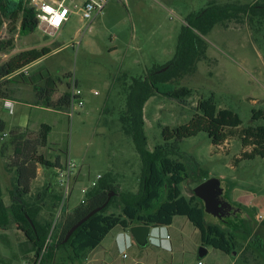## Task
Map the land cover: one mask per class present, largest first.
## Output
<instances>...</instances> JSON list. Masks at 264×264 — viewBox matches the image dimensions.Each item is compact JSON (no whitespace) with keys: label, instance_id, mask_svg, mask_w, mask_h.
<instances>
[{"label":"rangeland","instance_id":"rangeland-1","mask_svg":"<svg viewBox=\"0 0 264 264\" xmlns=\"http://www.w3.org/2000/svg\"><path fill=\"white\" fill-rule=\"evenodd\" d=\"M259 1L110 0L89 28L88 22L76 15L57 36H49L39 29L31 36L14 35V49L1 58L2 63L20 50L43 49L49 44L55 54L37 67L50 69L54 77L64 82H70L74 75L83 89L84 109L73 118L67 110L57 115L45 114L53 132L49 146L39 149V154L47 159L54 162L57 157L64 161L71 159L77 166L76 181L73 176L71 193L64 204L68 212L86 200L82 189L90 191L98 175L112 174L121 192L135 194L139 191L143 165L125 121L130 86L158 67L175 61L184 32L197 33L200 40L198 53L187 58V63H177L175 72L161 87H174V94L182 96L184 101L156 95L145 104L147 147L150 151L159 146L175 151V155L169 157L182 162L187 169L188 178L180 186L182 195L197 198L202 206L197 189L211 181L215 185L220 183L219 194L226 199L221 203L223 209L228 208V202L237 214L231 213L225 222L226 218H218L223 217L222 211L213 214L204 207L206 223L232 232L237 249L227 256L203 246L200 231L186 217L177 216L171 229L173 245L170 249L161 250L151 244L141 247L136 241L127 250L118 249L112 243L115 234L123 231L118 227L98 248L87 251L74 264H232L233 260L235 264H264V159L242 160L243 152L251 148L244 149L238 138L215 146L206 133L180 143H167L163 137L164 127L173 129L189 123L199 102L210 97H214L219 109H231L239 114L243 128L264 124L252 121L254 109L264 110V17L240 14L237 19L217 24L205 35L193 28L195 19L208 7L250 6ZM9 27L6 22L1 38L11 36ZM51 61L55 63L52 69L49 68ZM35 70H29L32 72L29 76H34ZM57 83L61 96L67 86ZM25 134L35 138L37 132ZM13 158L14 153L6 162ZM44 170L41 178H45L46 184L41 186V178L35 183L32 200L45 196L38 219L54 225L62 205L55 196L63 197V192L56 169ZM5 194L9 205V192ZM105 214L121 215L119 205H112ZM237 215L239 223L232 222ZM62 218L63 212L57 225ZM55 234L56 229L49 235V243L54 242ZM122 234L118 235V246L124 238ZM27 236L10 215V225L0 229V264H34V253H25L30 248ZM162 237L166 238L164 232ZM155 242L159 246V241ZM202 247L208 251L203 257L199 254ZM71 255L69 248L60 249L54 264H73L69 260Z\"/></svg>","mask_w":264,"mask_h":264},{"label":"trees","instance_id":"trees-1","mask_svg":"<svg viewBox=\"0 0 264 264\" xmlns=\"http://www.w3.org/2000/svg\"><path fill=\"white\" fill-rule=\"evenodd\" d=\"M264 17V0L250 6H211L199 15L193 28L202 35L209 33L217 24L237 19L240 14ZM6 22H9V38L0 37V54H8L14 49L15 34L28 36L38 29V21L32 9L27 7V0H0V35ZM197 33L186 31L182 34L177 57L167 66L158 67L145 78L137 79L130 86L127 100L128 133L132 136L135 148L140 156L143 169L140 188L137 193L121 192L115 185L112 174L108 173L98 181L86 196L84 203L77 206L72 212L63 208V218L55 227L54 242L48 243L52 222H41L44 200L38 196L32 200V186L38 175V168L42 166L57 169L61 166L60 159L55 162L39 154L40 148L48 146V137L52 131L51 126L44 124L35 138L27 134L14 131L11 134L9 145L13 148L14 158L7 163V167L16 174V183L10 192L11 204L8 206L0 194V229H6L12 220L28 234L30 248L25 250L28 255L34 253L36 264L43 255L40 264H54L60 249L69 248L72 255L71 263L82 259L87 251L98 248L104 239L116 228L121 227L128 231L134 225H147L152 228H163L173 224L177 216L186 217L189 222L200 231L203 246L212 247L226 255H231L237 249V241L232 232L222 227L206 223L204 207L197 202V198H186L182 195L180 186L187 176L186 166L175 161L169 155H175L173 149L157 147L150 151L144 127V108L147 101L156 95H163L183 102L182 96L174 94V87L162 89L163 83L175 72L177 63H187L186 60L194 53H198L199 37ZM199 47V48H198ZM51 53V49H31L24 51L8 61H0V99L12 97L10 89L13 79L21 77L22 71ZM164 72H160L163 69ZM21 73V74H20ZM38 101L46 108L63 111L70 105L71 95L67 90L57 100H54L55 90L44 86H34ZM195 115L191 121L176 128L164 127L165 142L176 141L180 143L185 139L206 133L215 146H221L230 138H238L244 149L242 160H253L257 157L264 159V124L250 125L243 128V121L239 114L231 109H219L214 97L203 99L195 108ZM253 122H264V110H253ZM3 129H0V133ZM115 195L108 205L98 214L92 216L82 224L65 242L67 233L81 219L92 210L104 205L110 193ZM59 203L62 197L55 196ZM117 204L121 215L105 213ZM58 205V203H57ZM55 207V206H54ZM28 243H25L28 245Z\"/></svg>","mask_w":264,"mask_h":264},{"label":"crops","instance_id":"crops-1","mask_svg":"<svg viewBox=\"0 0 264 264\" xmlns=\"http://www.w3.org/2000/svg\"><path fill=\"white\" fill-rule=\"evenodd\" d=\"M31 35H34V33ZM31 35H28V36H31ZM17 37H19V34ZM45 47L49 48L50 46L49 44L48 45L46 44ZM31 49H34V48L20 50L18 51L19 52L18 54L24 51H27V50H31ZM54 54H55V51L51 49V53L49 55H47L46 57L42 58L41 60H39L38 62L34 63L29 68H27L28 70L36 68L35 70L36 72L34 76L32 75H31L32 77L29 76L30 73H32L29 71V75L27 79H25V76H26L25 74L20 75L21 77L14 78L13 83L10 86V89L13 91L12 97L9 99H5V100L0 99V129H3V132L0 133V194L2 195V198L4 201H5L4 197L6 195L5 192H9V195H10V192L13 191L14 185L16 183V174L13 170L8 169L7 167L8 162H6V159L13 154V148L10 145H8L12 132L20 131V132L25 133L27 131H34V132L39 133L42 125L44 124L49 125V122L47 121V117L45 119V116H46L45 114L53 113L57 115L62 112L59 110H55L52 108H46L42 106L41 103L38 101L36 92L34 90V86L36 85L44 86V87L47 86L49 88L51 87L55 90L54 97H53L54 100H57L60 97L59 96L60 93L57 90L58 89L57 81L60 82L62 86L63 85L67 86V90H69L68 88L69 82H64L63 80H60L58 77L56 76L54 77L53 71H50V69H46L40 66L37 67L42 61L44 60L49 61ZM4 56L6 57L5 54H0V61H1V58ZM49 63H50L49 68L51 69L54 68L55 63H53L52 61ZM52 132H53V128L49 134L48 142H49V138ZM57 158L60 159L61 165L67 162V160L64 161L60 157H57ZM44 169H45L44 167L38 168V175H37L36 180L33 182L32 190L34 189L35 183L37 181H40L41 176L45 173ZM74 177L76 181L77 176H74ZM41 179H42L41 186L44 187L46 184L45 178L42 177ZM44 197L45 196H43L42 198ZM172 227H173V224L168 227L159 228V235L161 234L160 236L161 239H159V246H156L157 245L156 242L154 243V239H152L158 234V230H153L150 244L161 250H167V249L172 248V245H173V239L171 235ZM161 231L165 233L166 238L162 237ZM122 232L124 235L122 234L121 237H124V238L122 239L121 246H118L117 238H118V235H120V233ZM133 240L134 238L130 234L129 230L120 231L115 234V236L113 237L112 243L118 249L120 247L121 250H127L128 247L134 245ZM199 263H202V262H199ZM231 263L235 264V261L233 260ZM84 264H87V263H84ZM134 264H144V263L136 262Z\"/></svg>","mask_w":264,"mask_h":264},{"label":"built area","instance_id":"built-area-1","mask_svg":"<svg viewBox=\"0 0 264 264\" xmlns=\"http://www.w3.org/2000/svg\"><path fill=\"white\" fill-rule=\"evenodd\" d=\"M109 1L110 0H27V7L34 11L35 17L38 21V29L40 31L49 36H57L62 28L71 21L73 16L76 15H80L83 21L88 22V28L91 27L94 20L103 13ZM22 74L29 75V70H23ZM68 88L71 95V101L69 108L67 109V114L70 118H73L77 113L84 109L85 101L83 98V89L80 87L79 82L74 75L70 77ZM76 167V164L69 159L65 164L56 169L63 197L61 201L62 205L52 227L51 233H53L61 212H63L65 202L69 199L72 177L75 174ZM101 178L102 175L97 176V180L93 181L91 184L92 188L97 185ZM88 193L89 190L85 188L82 189L83 197L86 198ZM84 201L85 200L81 203H84ZM154 230H158V234L152 239L159 241V239H161V234L159 235V228H155ZM45 253L46 247L43 249L41 257L36 264H40Z\"/></svg>","mask_w":264,"mask_h":264},{"label":"water","instance_id":"water-1","mask_svg":"<svg viewBox=\"0 0 264 264\" xmlns=\"http://www.w3.org/2000/svg\"><path fill=\"white\" fill-rule=\"evenodd\" d=\"M167 68L161 70L160 72L166 71ZM218 189H220V183L218 182L217 185L214 184V181L208 182L207 184H203L201 185L198 189H197V196L200 197L201 199L206 200V210H210L211 213L213 214H217V212L219 213V209L217 207V194ZM115 195L114 192L110 193L108 196V200L107 202L92 210L86 217H84L83 219H81L76 225H74L69 232L67 233L65 242H67L69 240V238L72 236V234L82 225L84 224L86 221H88L92 216H94L95 214L100 213L109 203V201L111 200V198ZM226 206H230L231 205L226 202ZM221 206H223L224 204H220ZM234 220V217L232 218ZM155 228H152L150 226L147 225H134L129 229L130 234L132 235V237L134 238V240L136 241V243L141 246V247H146L150 244L151 242V236H152V231ZM207 249L205 247H202L200 249V256L203 257L207 254Z\"/></svg>","mask_w":264,"mask_h":264},{"label":"flooded vegetation","instance_id":"flooded-vegetation-1","mask_svg":"<svg viewBox=\"0 0 264 264\" xmlns=\"http://www.w3.org/2000/svg\"><path fill=\"white\" fill-rule=\"evenodd\" d=\"M218 192H220V189H218ZM200 200H202V203H203V207H205L206 208V200H204V199H200ZM226 199H224V195H220L219 193L217 194V201H218V203H217V207H218V209L220 210L219 212H223V217H218L220 220H223V219H221V218H226V220H224L225 222H227L228 221V219L232 216V214L234 215V214H237V212L235 211V208H234V206H232L231 205V207L230 206H228V208H225V209H223V206H221L220 204L221 203H223L224 201H225ZM232 213V214H231ZM217 214H219L218 212H217ZM235 221H238V223H239V221H240V217H239V215H237L236 217L234 216V220H232V222H235ZM135 242V240H133V243Z\"/></svg>","mask_w":264,"mask_h":264}]
</instances>
